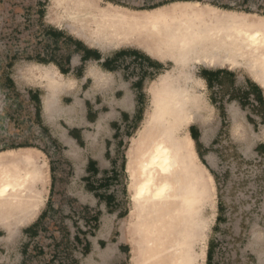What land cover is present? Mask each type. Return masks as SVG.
<instances>
[{
  "label": "rangeland",
  "instance_id": "1",
  "mask_svg": "<svg viewBox=\"0 0 264 264\" xmlns=\"http://www.w3.org/2000/svg\"><path fill=\"white\" fill-rule=\"evenodd\" d=\"M50 3L0 0V165L19 168L20 154L3 152L31 148L45 168L44 198L35 217L0 212L13 221L6 236L0 219V264H132V239L130 233H123L131 208L128 150L148 110L150 84L171 64L157 62L141 48L104 51L87 45L66 26L67 21L48 19ZM106 3L121 8L117 16L122 20L135 21L142 28L148 18L157 21L163 16L167 21L175 15L228 25L233 12L264 19V0L99 1L102 6ZM183 3L204 7L185 11ZM176 4L180 8L167 9ZM135 27L125 26L126 30ZM87 49L118 61L102 90L87 78L89 68L102 70L100 64L86 61L74 71L68 68ZM136 51L140 60L137 54L134 57ZM164 60L169 59L164 56ZM38 64L55 67L66 81L74 82L72 90L58 95L61 113L53 120L43 113L44 90L27 79L26 68ZM192 70L198 77L202 72L221 74L203 82L201 91L212 109L207 122L185 117L181 124L187 134L191 124L196 129L198 167L208 180L202 194L209 197L202 215L189 211L191 216H186L185 230L191 228L194 241H187L190 246L183 259L192 253L191 264H264V105L255 103L256 82L239 68L200 65ZM258 91L264 98L263 90ZM125 95L130 97L129 109L121 105ZM91 97L102 104L90 107L86 102ZM90 109L97 113L92 123ZM26 155L32 162V154ZM196 170L191 167L194 174ZM38 222L36 235L26 232ZM133 236L135 264H139L144 242Z\"/></svg>",
  "mask_w": 264,
  "mask_h": 264
},
{
  "label": "bare ground",
  "instance_id": "2",
  "mask_svg": "<svg viewBox=\"0 0 264 264\" xmlns=\"http://www.w3.org/2000/svg\"><path fill=\"white\" fill-rule=\"evenodd\" d=\"M99 1L51 0L48 19L67 21L66 26L91 47L107 51L132 46L143 49L161 64H171L168 71L151 82L148 110L128 150L131 208L123 233H130L132 239L131 262L136 263L133 234H137L145 249L139 264H191L189 259L195 256L192 253L183 259L184 249L190 246L187 241H194L191 228L185 230V219L189 211L198 216L204 213L201 207L209 197L202 193L206 194L204 184L208 180L203 168L198 167L201 162L193 139L181 124L187 117L204 125L212 112L201 91L203 81L192 69L200 65L239 68L264 92V19L233 12L228 25L199 16L186 19L175 15L167 21L163 16L157 21L148 18L142 28L135 21L130 23L117 16L121 8L107 3L102 6ZM196 4L183 3L184 10L203 9ZM177 8L180 4L167 9ZM109 9L116 10L115 14ZM128 25L136 27L126 30ZM164 56L169 60L165 61ZM26 72L27 79L46 86L47 93H53L54 86L63 89L71 83L52 66L32 65ZM232 110L235 118L237 113ZM27 153H16L20 154L19 168L0 165V212L27 215L41 197L45 168L38 163L37 154L31 152L33 161L29 163ZM192 166L197 168L195 174ZM0 219L7 236L13 221L4 215ZM197 229L199 240L200 222Z\"/></svg>",
  "mask_w": 264,
  "mask_h": 264
},
{
  "label": "crops",
  "instance_id": "3",
  "mask_svg": "<svg viewBox=\"0 0 264 264\" xmlns=\"http://www.w3.org/2000/svg\"><path fill=\"white\" fill-rule=\"evenodd\" d=\"M137 53L134 54V57H136V54L138 55L139 57V60L141 58V53H138V51H136ZM98 53V52H97ZM87 53L85 52H82L81 51V54L79 55V58H78V61L74 60L73 61V65H69L68 68L70 69V71H74V68L76 67L77 64H80L82 63V58L85 57ZM100 58L99 59H95L93 56H89L88 58H86L87 60H85L84 62L86 61H93L94 63L96 64H100V69H102L103 71H105L106 73H108V75L106 73H104L102 70H87V73L89 74V78L90 80H92L94 82V84L98 87L103 88V85L106 84L108 81H109V74H112L115 70L113 69L114 67L113 66H116V64H118V61H112L110 58H102L100 53H98ZM145 58H148L150 59V57H148L147 55H145ZM152 60V59H150ZM58 71V70H57ZM69 71V72H70ZM59 72V71H58ZM60 73V72H59ZM202 79V81L207 84V80L206 79H203L202 77H200ZM206 78L209 80V76H206ZM254 83V82H253ZM35 84V83H34ZM70 85H67V87L61 89V87H56L54 86L55 88H53V93L52 91H49L50 93H47V88L46 86H44L43 84H35L37 87H40L42 88V90H44L45 94L43 95L42 97V109H43V113L44 115L48 118V120H53L55 117H58L60 116V113L61 111L59 110V108H57V103H58V95L61 94L62 92H64L65 90H72L73 88V85H74V82L73 80H71V83H69ZM255 84V83H254ZM255 86H257L255 84ZM258 87V86H257ZM259 88V87H258ZM260 89V88H259ZM54 94V97H52V95ZM251 96H253L251 94ZM52 97V98H51ZM54 98V99H53ZM263 98V97H262ZM264 100V98H263ZM90 107L91 105L92 106H99L101 105V99H98V97H95L94 100H92V97L91 98H87V102H86ZM121 105L122 107H124L125 109H129L130 106H131V102H130V97L129 95H125L122 100H121ZM233 109V108H232ZM234 110V109H233ZM232 110V111H233ZM102 111V110H101ZM231 111V110H230ZM122 112H124V110H122ZM90 113L93 114L91 116V118H89V122L92 123L95 121L96 119V111H92L90 109ZM70 121V120H69ZM192 127V124L189 126V134H190V128ZM194 129V128H193ZM195 132H196V129H194ZM191 136V134H190ZM192 138V137H191ZM193 139V138H192ZM194 141V140H193ZM194 145H195V141H194ZM31 152L33 154H37L35 153L36 150L34 149H31V148H18L17 150H14L13 152H9V154L11 153H22V152ZM195 151L196 153L198 154L197 150H196V147H195ZM42 153H44L43 151H41ZM8 153V152H7ZM37 156V155H36ZM200 157V156H199ZM38 160V158H37ZM213 177V175H212ZM214 179V178H213ZM41 198V199H40ZM43 198H44V195L41 194V197H39L36 202H35V207L30 209L27 214V216L31 217V219L33 217L36 216L37 212H39L41 206H42V202H43ZM41 203V204H40ZM35 210V211H34Z\"/></svg>",
  "mask_w": 264,
  "mask_h": 264
},
{
  "label": "trees",
  "instance_id": "4",
  "mask_svg": "<svg viewBox=\"0 0 264 264\" xmlns=\"http://www.w3.org/2000/svg\"><path fill=\"white\" fill-rule=\"evenodd\" d=\"M85 53H87V54H85L86 56L82 58V62H84L85 60H87L86 58H88L89 56H93L95 59H99V58H100L99 54H98L96 51H90V50L87 49V51H85ZM220 74H221V73H219V72H215V73H213V74H209V73L206 74V73L202 72L200 76H201L203 79H206L207 82H208V81L210 82V80H212L213 78H218V76H219ZM206 76H209V80L206 78ZM6 82H7V84H8L9 86L12 87V82H11L9 79H6ZM255 88H257V91H255V93H254V94H255V103H256V104L259 103V104H261V105H264V100H263V98H262V95H261V93L258 91V90H260V89H259L257 86H255ZM30 96H33V97H34V95H30ZM34 98H35V97H34ZM36 111H38V109H36ZM190 134H191V137L193 138V140L195 141V143H198V137H197V135L195 134V131L192 130V127L190 128ZM197 152H198V148H197ZM198 155L200 156V153H199V152H198ZM43 217H44V214H43ZM43 217L40 218V221H42ZM39 224H40V222H38V223H37L36 225H34L33 227L27 229L26 232L29 233V234L32 235V236L36 235L37 228L39 227ZM85 246H87V244H86ZM210 256H211V250L209 249V251L207 252V259H209Z\"/></svg>",
  "mask_w": 264,
  "mask_h": 264
}]
</instances>
